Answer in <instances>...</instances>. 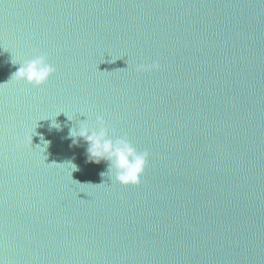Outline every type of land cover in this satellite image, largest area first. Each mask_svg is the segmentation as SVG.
<instances>
[{
	"label": "water",
	"instance_id": "water-1",
	"mask_svg": "<svg viewBox=\"0 0 264 264\" xmlns=\"http://www.w3.org/2000/svg\"><path fill=\"white\" fill-rule=\"evenodd\" d=\"M97 115L139 185L72 143ZM0 264H264V0H0Z\"/></svg>",
	"mask_w": 264,
	"mask_h": 264
},
{
	"label": "clouds",
	"instance_id": "clouds-1",
	"mask_svg": "<svg viewBox=\"0 0 264 264\" xmlns=\"http://www.w3.org/2000/svg\"><path fill=\"white\" fill-rule=\"evenodd\" d=\"M13 63L19 64V67L12 74L10 81H15L18 84L23 82L33 88H40L47 84L50 77L56 72V67L49 62L46 53H39L31 59ZM160 67L158 61H153L150 64L140 63L136 66V71H158ZM80 114L87 116L85 113ZM73 119L68 117V120ZM52 126L57 129L60 128V125L55 121ZM27 135L32 145L33 134L28 133ZM68 136L74 145L79 143V138L87 143L86 151L89 162L96 164L101 161L107 162V170L101 173L102 176L107 175L111 181L123 186L139 185L141 183V177L148 167L149 151L137 150L127 134L117 136L115 129L107 123L103 116L97 115L93 125L89 124L87 117L86 120L80 121L78 125L71 127ZM41 141L43 147H37L41 153H44L50 142L44 140L43 137H41ZM15 146L20 148V141H17ZM62 164L69 166L71 177L72 172L78 170L77 166L70 161Z\"/></svg>",
	"mask_w": 264,
	"mask_h": 264
}]
</instances>
